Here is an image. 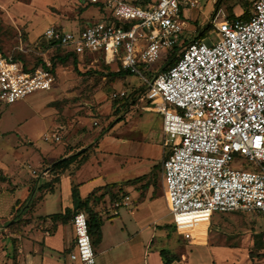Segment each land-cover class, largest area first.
Instances as JSON below:
<instances>
[{"label": "built area", "instance_id": "obj_1", "mask_svg": "<svg viewBox=\"0 0 264 264\" xmlns=\"http://www.w3.org/2000/svg\"><path fill=\"white\" fill-rule=\"evenodd\" d=\"M90 1H104L110 18L89 21L79 31L50 26L44 37L52 45L45 50L100 54L148 84L146 97L156 101L149 109L162 114L170 147L162 163L163 189L178 233L194 240L199 224L216 212L264 215V0L255 1L248 20L214 21L217 40L194 38L186 45L185 14L198 0ZM45 50L23 42L0 47V102L52 88L56 73ZM21 53L43 55L45 67L18 58ZM170 58L176 60L169 65ZM162 59L167 66L147 76L150 64ZM240 155L254 168H234ZM72 222L71 258L98 264L87 214L77 212Z\"/></svg>", "mask_w": 264, "mask_h": 264}, {"label": "rangeland", "instance_id": "obj_2", "mask_svg": "<svg viewBox=\"0 0 264 264\" xmlns=\"http://www.w3.org/2000/svg\"><path fill=\"white\" fill-rule=\"evenodd\" d=\"M218 1L198 0L195 8L186 11L189 26L183 31L182 42L192 41L199 36L200 30L217 40L214 21L230 18L233 12L236 16L245 10L252 12L254 4V0H220L216 9ZM100 16L98 9L88 0H0V45L10 49L23 42L24 46L32 48L48 26L62 25L67 30L77 31ZM44 53L50 59L55 54L48 50ZM24 56L30 59V55ZM164 65L165 59L151 63L147 76L152 78L153 72L158 73ZM119 69V63H108L100 54L80 58L77 64L72 58L65 65L58 61L56 82L51 89L35 91L12 104L0 102V169L9 175L7 180H0V193H4L0 197V231L16 225L17 215L25 213V210H13L8 217L13 200L22 197L27 190L24 183L41 185L48 182L45 177H40L47 175L44 173L46 165L50 167L49 162L58 161L71 148L85 141L88 145L82 150L86 147L88 150L81 157L88 161L83 174L89 178L101 173L106 181L114 183L110 195L120 194V189L126 184L124 180L141 175L145 176L143 181L155 184V197L140 201L139 189L132 183L135 186L128 191L135 202L130 200L128 205L120 208L121 217L127 223V230L123 229L125 234L121 233V236L126 238L131 233L129 239H134L130 242L139 248L134 258L136 264L156 263L163 246L168 250L166 259L188 261V255H191L187 264H208V251L200 247L202 245L236 246L239 248L238 264H264V215L260 213L216 212L220 215L212 223L213 227L220 225V232L210 230L207 239L208 223L199 224L195 235L200 238L193 244L174 232V218L168 211L163 189L162 163L170 148L165 146L163 116L147 109L156 106V101L146 97L148 84L138 75H110ZM83 131H86L84 141L78 142L74 138ZM54 134L60 139L55 140ZM96 139L99 144H90ZM232 166L237 169L254 168L244 155L238 156ZM51 174L47 178L55 179ZM39 194L32 193V206ZM61 198L60 191L49 195L41 204H35L34 214L60 211L64 201ZM135 206V212L130 213L129 210ZM141 218L146 219L143 225L149 224V228L157 232H162L166 222L172 226L167 237L170 241L162 244L164 240L160 233L154 239L153 247L146 248V255L144 249L149 232L139 231L140 224L138 227L132 224ZM21 219L18 224L27 220L23 216ZM136 230L139 233L135 234ZM3 242L6 244L7 241ZM200 242L203 243L197 244ZM117 253L119 260L130 255L127 245L119 248ZM101 258L104 259L103 254Z\"/></svg>", "mask_w": 264, "mask_h": 264}, {"label": "crops", "instance_id": "obj_3", "mask_svg": "<svg viewBox=\"0 0 264 264\" xmlns=\"http://www.w3.org/2000/svg\"><path fill=\"white\" fill-rule=\"evenodd\" d=\"M98 19H100V17ZM52 26H57V25H52ZM188 26L189 23L187 24V28ZM57 27H61L65 29V27L62 25ZM81 28L82 26L79 27V29ZM79 29L77 31H79ZM95 55L96 54H92L91 56L89 55H79V56L80 58H88V57L91 58L92 56ZM119 70H121V68ZM147 109H149V107ZM84 132L86 131L80 132L79 134L77 133V137L74 139H77L78 142L84 141V137L86 136ZM90 144L97 145L99 144V141L98 139H96ZM72 145L75 144L72 143ZM85 145L88 144L85 143L84 141L82 145L75 146V148H71V150L66 152L64 157H68L75 153L82 152L80 151V149L82 150V147H84ZM86 149L87 147L84 149V151ZM87 161L88 159L82 160L81 156L77 157L73 161V163L63 173L60 174V181L55 183L54 191H48L47 189H45V192L43 193L42 189L38 188L39 185L36 186L37 188L32 191L33 186L36 183L33 182L32 184L31 182L24 183L25 184L24 186H27L25 187V189L27 190L23 192L22 197L13 200L9 208L8 217L11 216L13 210H18L19 207L22 206L24 202H26L30 194L33 192L40 193L35 201V204L37 203L41 204L43 201L48 199L49 195L55 194L57 193V191L61 192V197H62L61 199L64 198V201H62L60 211L54 213H48V214L35 215L34 207L36 205L34 204L27 211L28 213H26L25 211L23 215L20 213L18 214V219L23 216L27 220H24L20 224H18L17 222L16 225L13 224L11 226H8V228H5L4 231L1 229L2 231H0V264H80L79 261L73 260L71 258V254L76 250V233L72 222L73 215L71 216V218L66 220H61V219L55 220L51 216L53 214L66 213L67 209H71V213L74 214V212L77 209V206L79 205V202L85 201L87 198L90 207L101 216L104 222L102 226V238L96 244V249H95L97 253V259L99 258L98 259L99 264H136L134 262L135 260L134 258L136 257L137 252H139V248H136L134 244L130 242V239L131 241H133L134 239L133 237L129 239V237H131V235L129 234L131 233H129L128 237L126 238H122L121 236V233L122 235L125 234L123 229L127 230V223L126 220L121 217L120 208L126 206V204H124L125 202L130 203L129 202L130 200L135 202V199H133L131 192L128 191V188L134 187L136 185L135 188L139 189L138 200L141 201L146 198L152 200L155 197L154 195L157 194V192H155L156 191L155 184L149 181H143L145 176L141 175L139 177L124 180L126 184H124L125 186L122 187L123 190L122 191L120 190L119 195H115L114 193L112 196L110 194L113 192L114 188H112L111 186L114 183L106 181L101 175L100 173L101 171L99 172L100 173L99 175H94L93 177H89V178L88 177L86 178V176L83 174L85 164L87 163ZM49 163H51L52 165L54 162H49ZM50 170L51 168L49 169V164L46 165V167L44 168V173L47 175L45 176L41 175L40 177L42 178L45 177L46 181H51L53 178H47L50 175L49 172ZM102 172L104 173V170H102ZM4 173L6 174V171ZM51 175L54 176V178L56 176L58 177V175L54 174L53 172ZM7 176L9 175L7 174ZM140 177L143 178L138 180V178ZM132 183H135V185H133ZM18 187L19 186H17L13 190L14 191L17 190ZM75 192H76V196H75ZM3 194L4 193H0V197L3 196ZM126 197H129V199L127 200ZM136 208L137 206L129 210V212L134 213ZM83 211L88 216V211L86 209H84ZM230 212H234V211H230ZM241 212L245 213V211H241ZM224 213L227 212H222V214ZM170 215L172 214L170 213ZM218 215L220 214L214 213L210 222L207 224V236L205 238L208 239L210 230L214 232H220L221 229L220 225L216 224V226L213 227V223H212L214 218ZM134 221L135 222H133L132 224H135L136 227H138V224L142 226L139 231L147 230V232H149L148 234L149 239L147 240V245L145 249L142 248L141 250L142 252L144 249V255H146L147 253V249H146L147 247H149L150 249L153 247L154 239L158 237L160 233L164 240L162 244L166 243L167 241L168 242L170 241V239H167L168 235H170V229H171L170 227H172L169 226L170 223L166 222L165 223L166 226L161 229L162 232H157L158 230L150 229L148 226L149 224L143 225L144 221H146L145 218L137 219ZM139 231L136 230L135 234L139 233ZM174 232H177L178 235H181L178 233L176 226ZM199 238L200 237L195 235L194 240L192 241L188 240V241H190V243L193 244L197 242ZM3 240L7 241L6 244L3 242ZM202 243L200 242L197 244H202ZM126 245L128 247V252L130 255H127V257H125L124 259L119 260V257L117 256L118 254L117 250ZM171 245L175 246L174 243H171ZM200 247L206 248V250L208 251V260H209L208 264H218V263L238 264L239 262L237 258L239 248L236 246L202 245ZM165 249L167 248L163 246L162 249L159 251L158 261L154 264H187V262L190 261L191 255H188L189 256L188 261L187 260L177 261L178 259H176L172 263H169V261L164 259V256L162 254V251ZM102 254L104 256V259L101 258ZM146 264H153V263H151V261H148L146 262ZM189 264H193V263H189Z\"/></svg>", "mask_w": 264, "mask_h": 264}, {"label": "trees", "instance_id": "obj_4", "mask_svg": "<svg viewBox=\"0 0 264 264\" xmlns=\"http://www.w3.org/2000/svg\"><path fill=\"white\" fill-rule=\"evenodd\" d=\"M88 1H89L90 4H92V6H94V7H96L98 9V12L101 14L100 18H106V19L110 18L111 11L107 8V6L105 5V3L103 1H99V2H92L90 0H88ZM255 1L256 0H254V3H255ZM219 3H220V0L216 4V9L219 8V5H220ZM254 10H255V6L253 4L252 12H248V10H245V12L243 14L238 15V16H236L234 14V12H233V14L230 16V19L239 18V19H242V20H248L253 15ZM214 31L216 32L217 29H214ZM44 32H42L39 35V37H38L39 41H38V43L36 42L35 46L37 47V45L40 44L43 47V49L45 50V49L50 48L52 43L45 39ZM207 35L208 34H206V32H203L202 30H200L199 36L196 37L195 39L203 40L204 38H207ZM186 43H187V41L184 43V45H186ZM0 47L4 48L1 45H0ZM54 53L55 54L51 58L52 59V66L49 69H51L55 73H56V68H57L58 61L61 62L63 65H65L72 58L74 60V64H77V60L80 59L79 54H77L75 52H71V51L67 52L61 46L55 47L54 48ZM18 58L29 60V61H33V60L36 59L37 65H42L43 67H45L44 61H43V58H44L43 55L30 54V59H27L24 56V54L21 53L18 56ZM175 60L176 59L170 58V60L168 62L169 65L171 63H173ZM168 63H166L165 67L167 66ZM110 75L113 76V77H119V76H125V75H130V74L127 71H124V70L121 69V70H119L117 72H111ZM145 90L147 91V87L145 88ZM87 150L88 149H86L85 151L78 152V153H75L73 155H70L68 157H64V156L61 157L59 159L61 161H59L56 165H54L51 168V170L49 171V172H53L54 174L58 175V177L56 176L55 179H53L51 181H48L46 183H43V184H41L39 186L37 184H35L33 186L32 191L37 188L36 186H38V188L42 189V190L47 189L48 191H54V184L60 181V174L63 173L73 163V161L77 157L83 156L84 153L87 152ZM85 158L86 157H82V160H86L87 159V158L86 159ZM142 178L143 177H140V178H138V180H140ZM7 179H8L7 175L0 169V180H7ZM120 190L122 191L123 189L121 188ZM75 196H76V192H75ZM32 198H33V195L31 193L30 196L28 197V199L26 200V202H24V204L22 206H20L17 211L18 212L22 211V210L28 211L30 209V207H32V203H31V201H33ZM81 209H83V210L86 209L88 211L89 231H90V235H91V238H92L93 245L95 247V245L102 238V226H103L104 222H103L101 216L90 207L88 198L85 201H80L79 202V205L77 206V209L74 212V214L71 213V209H67L66 213L53 214L51 217L53 219H55V220H57V219L66 220V219L71 218L72 215L74 217V215L77 212L83 211ZM20 220H22L21 217L17 221H20ZM17 221H16V223H17ZM166 251L168 252V250H166V249L162 251L164 259L169 261V263H172L173 261H175L176 259H173V258H170V259H166L165 258Z\"/></svg>", "mask_w": 264, "mask_h": 264}, {"label": "water", "instance_id": "obj_5", "mask_svg": "<svg viewBox=\"0 0 264 264\" xmlns=\"http://www.w3.org/2000/svg\"><path fill=\"white\" fill-rule=\"evenodd\" d=\"M81 151H84V149L81 150ZM59 161H61V160H58V161L54 162V163L49 167V169L52 168L54 165H56Z\"/></svg>", "mask_w": 264, "mask_h": 264}, {"label": "bare ground", "instance_id": "obj_6", "mask_svg": "<svg viewBox=\"0 0 264 264\" xmlns=\"http://www.w3.org/2000/svg\"><path fill=\"white\" fill-rule=\"evenodd\" d=\"M201 224H202V223H201ZM201 224H200V225H201ZM195 234H196V233H195Z\"/></svg>", "mask_w": 264, "mask_h": 264}]
</instances>
